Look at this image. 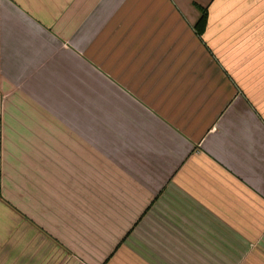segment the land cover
I'll return each instance as SVG.
<instances>
[{
	"label": "crops",
	"instance_id": "crops-1",
	"mask_svg": "<svg viewBox=\"0 0 264 264\" xmlns=\"http://www.w3.org/2000/svg\"><path fill=\"white\" fill-rule=\"evenodd\" d=\"M0 264H264V0H0Z\"/></svg>",
	"mask_w": 264,
	"mask_h": 264
},
{
	"label": "trees",
	"instance_id": "trees-1",
	"mask_svg": "<svg viewBox=\"0 0 264 264\" xmlns=\"http://www.w3.org/2000/svg\"><path fill=\"white\" fill-rule=\"evenodd\" d=\"M197 9L199 10L200 16L194 26V29L195 32L201 36L204 33L207 26L208 11L207 8H202L200 6H197Z\"/></svg>",
	"mask_w": 264,
	"mask_h": 264
}]
</instances>
